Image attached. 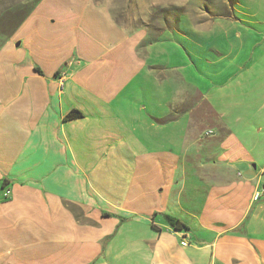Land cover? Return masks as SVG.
Instances as JSON below:
<instances>
[{"label": "crops", "instance_id": "crops-1", "mask_svg": "<svg viewBox=\"0 0 264 264\" xmlns=\"http://www.w3.org/2000/svg\"><path fill=\"white\" fill-rule=\"evenodd\" d=\"M232 8L38 4L0 53V264H264V0Z\"/></svg>", "mask_w": 264, "mask_h": 264}, {"label": "rangeland", "instance_id": "rangeland-1", "mask_svg": "<svg viewBox=\"0 0 264 264\" xmlns=\"http://www.w3.org/2000/svg\"><path fill=\"white\" fill-rule=\"evenodd\" d=\"M41 1L42 0H0V29L5 28L4 24L6 22L4 21V17L8 18L12 17V15H15L14 17H22L31 10L28 15L29 17ZM96 1L110 3L116 22L120 25L125 24L133 28L144 24H151L156 21L157 18L165 21L167 18H170V16L176 14L182 15L191 13L195 16L207 14L211 17L221 16L228 18L232 14V6L235 0H157L159 3H164L157 6H153V2L156 0ZM18 8L22 9L23 12L18 13ZM11 11H16V13L13 12L12 15H9L12 13ZM22 25L15 31H8V34H10L9 36L0 38V53L3 48L12 41Z\"/></svg>", "mask_w": 264, "mask_h": 264}, {"label": "trees", "instance_id": "trees-1", "mask_svg": "<svg viewBox=\"0 0 264 264\" xmlns=\"http://www.w3.org/2000/svg\"><path fill=\"white\" fill-rule=\"evenodd\" d=\"M31 11V10H30ZM29 12H27L24 16H20V17H14L15 15H12L13 12L16 13V11H11L12 13L9 15H12V17H4V21L6 22L4 24L5 28L0 29V38H4L5 36H9L10 34H8V31H12V30H16L17 28H19L26 20V18L29 15ZM18 13H22L23 10L18 8L17 9ZM3 32V33H2ZM82 118V114L74 111L73 113L69 114L66 119L68 120H74V119H79ZM166 220L168 222V224L170 225V227L175 230V231H182V230H187V226H185L183 223H181L179 220L174 219L172 217H166Z\"/></svg>", "mask_w": 264, "mask_h": 264}, {"label": "built area", "instance_id": "built-area-1", "mask_svg": "<svg viewBox=\"0 0 264 264\" xmlns=\"http://www.w3.org/2000/svg\"><path fill=\"white\" fill-rule=\"evenodd\" d=\"M208 134H212V132H209ZM261 200H264V189L263 190H256L252 195V201L253 202H259ZM181 246L186 247L187 242L185 240L182 241Z\"/></svg>", "mask_w": 264, "mask_h": 264}]
</instances>
